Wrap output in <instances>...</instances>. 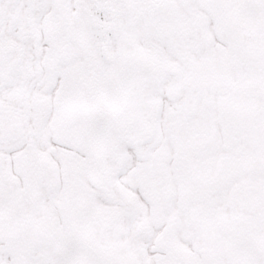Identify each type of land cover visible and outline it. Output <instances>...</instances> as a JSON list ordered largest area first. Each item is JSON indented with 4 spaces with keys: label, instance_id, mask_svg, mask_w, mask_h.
Here are the masks:
<instances>
[{
    "label": "snow or ice",
    "instance_id": "1",
    "mask_svg": "<svg viewBox=\"0 0 264 264\" xmlns=\"http://www.w3.org/2000/svg\"><path fill=\"white\" fill-rule=\"evenodd\" d=\"M0 264H264V0H0Z\"/></svg>",
    "mask_w": 264,
    "mask_h": 264
}]
</instances>
